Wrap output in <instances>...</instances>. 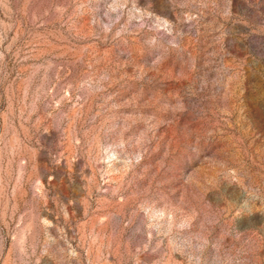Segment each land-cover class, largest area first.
I'll list each match as a JSON object with an SVG mask.
<instances>
[{
  "label": "rangeland",
  "instance_id": "obj_1",
  "mask_svg": "<svg viewBox=\"0 0 264 264\" xmlns=\"http://www.w3.org/2000/svg\"><path fill=\"white\" fill-rule=\"evenodd\" d=\"M0 264H264V0H0Z\"/></svg>",
  "mask_w": 264,
  "mask_h": 264
}]
</instances>
